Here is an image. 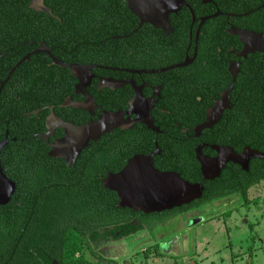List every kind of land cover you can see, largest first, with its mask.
Segmentation results:
<instances>
[{
    "label": "trees",
    "instance_id": "obj_1",
    "mask_svg": "<svg viewBox=\"0 0 264 264\" xmlns=\"http://www.w3.org/2000/svg\"><path fill=\"white\" fill-rule=\"evenodd\" d=\"M31 1L0 0V82L8 78L0 92V142L7 141L0 162L4 175L16 186L10 202L0 206V264H89L83 256L77 257L84 241L98 245L103 240H118L143 230L151 232L175 216L234 195L247 202V192L264 180V159L251 160L247 171L228 164L219 178L203 183L201 199L187 206L147 215L116 208L117 195L105 189L102 180L108 173L121 171L132 157L149 155L155 146L160 150V155L153 159L156 170L174 172L190 184L203 181L195 149L214 141L209 129L202 130L196 139L190 128L193 124L182 123L180 113L174 112L176 101L170 108L161 106V110L152 112L159 133L135 124L130 130H114L91 142L73 167L50 158V149L37 136L46 132L47 107L53 106L61 117L62 112L67 113L64 119L81 114L77 124L91 118L79 110L57 109L67 97L75 100L77 81L69 69L53 65L45 54L31 55L32 52L43 43L51 56L63 63L142 67L139 61L138 66L132 65L130 39L112 40L113 36L127 35L137 21L134 19L133 27L131 12L119 0H44V5L59 21L31 10ZM186 1L197 15H212L217 11L211 5H202L200 0ZM263 4L264 0H224L217 6L222 12L239 16L256 11L251 16L252 23L238 27L260 33L264 32V19H258ZM182 18L190 20L185 8L169 20L175 27L177 19L180 22ZM223 21L212 19L208 23ZM145 36L138 35L140 40ZM28 55L29 60L9 76L10 70ZM182 59L181 55L177 56L175 62L168 61L167 65ZM257 61L251 66L249 63L237 75L231 93L235 115L228 118L227 114L225 120H228L227 128L238 131L243 147L264 153V62L260 57ZM97 73L93 71L94 75ZM171 81L176 79L172 77ZM93 84L87 92L100 107L94 119L102 110L116 112L127 107L130 90L125 100L118 99L116 103L117 97L113 95L97 97L96 82ZM198 104L193 98L189 105ZM200 107L203 112L205 107ZM35 111H39L38 115L32 114ZM191 117L186 120L194 116ZM204 120L198 118L195 124L200 125ZM187 127V133L183 134Z\"/></svg>",
    "mask_w": 264,
    "mask_h": 264
},
{
    "label": "flooded vegetation",
    "instance_id": "obj_2",
    "mask_svg": "<svg viewBox=\"0 0 264 264\" xmlns=\"http://www.w3.org/2000/svg\"><path fill=\"white\" fill-rule=\"evenodd\" d=\"M200 1L202 5H206V6L211 5L214 7V10L216 9L217 11L212 15L209 14L197 15L190 6V4L185 0L186 3L185 7H182L176 14H171L168 16L170 31H163L159 28H155L151 26L150 24L140 25L139 19L136 18L134 15H132L131 20L134 21L133 27L135 25V20L137 21V24L135 25L134 29H131L127 35L113 36L112 40L120 41L122 39H130L129 53H130L132 65L133 67L138 66L136 63L139 61V65H141L142 67L139 66L130 69V68L108 66L106 63L90 64V65L70 63V65L93 67V70L91 71L92 74L94 70L99 71V73L95 75L93 74V78L91 80L90 85L85 88L86 93L93 99L95 104L93 117H91V115L85 110L74 109L71 107H63V104L67 99H70L74 103L81 104L85 102V97L83 95L76 94V86L78 84V81L73 76L72 77L77 81L74 87L75 89L74 97L76 98L75 100H73L71 97H67L61 105L57 106L58 107L57 109L79 110L89 115L91 120H97V118L101 115L102 112H112V111L102 110L101 113L97 115V118L94 119V116H96L95 112L100 110V107L96 105L95 97L90 95L87 92V89L93 86L94 85L93 81H95L97 97L100 96V98L101 97L110 98V95H113V97H117L116 103H118V99L125 100L127 98L126 95L130 90L132 95L127 100V107L125 109H118L116 112L127 111L129 108V102L134 98L135 92H137L138 90L140 92L141 97L145 101H150V100L153 101V106L150 110L151 118L153 111L159 109L161 110V106L165 108L168 107L170 108V105L176 101L178 103V106L174 112L178 111L180 113L181 116L179 120L182 123H185L187 126L193 124V126L190 128L192 129V131H194L196 127L201 126L205 122L207 111L210 110L215 104V102H217L220 99L221 94L232 85V89L229 93L230 108L224 109L218 122L209 129L210 136L214 141V143L211 144L202 143L198 145L197 148L200 147L202 155L209 159H215L217 157V152L216 150H214L215 148H231L236 154H241L242 151L246 148L242 146L243 144V141L241 139L242 137L239 136L237 130H231L230 128H227L228 120H225L227 114H228L227 115L228 118H230L231 116L235 115L234 111H236L234 109V106L232 105V98H231L233 85L235 84V80L234 82H232L231 72L232 71H234V73L236 72V76H235L236 79L237 75H239L241 71L245 67H247L249 63H250L249 66H251V64L257 61L259 57L261 59V62H264V55L255 52L252 54H247L245 57H243V55L241 54L244 49V46L240 43L239 38L232 35L230 32L233 30V28L243 31H249L247 29L239 28L238 25L244 26L249 24V22L252 23L253 19L251 16H253L256 11H250L248 13H244L243 15L239 16V15H234L232 13L222 12L218 9L217 4L220 2L222 3L224 0H216V1L200 0ZM183 8L189 11L190 20H188L187 18L186 19L182 18L180 19L179 22L178 21L179 19H177V21L175 22V27H173L172 24L170 23L169 17L172 15H177L179 12H181ZM225 8L226 7H223V9ZM260 9H264V4L260 7ZM212 19L215 20L224 19V21L213 22L212 24H209L208 21ZM258 19H264V10L261 12ZM144 26L147 27H145V29L142 31ZM146 28H150L152 29V31H146ZM141 34L146 35L143 40H140L141 37L140 38L138 37V35ZM258 34L264 35V32H260V33L258 32ZM180 55L183 57L181 62L176 64L174 63L172 65H167L168 61L175 62L177 56ZM185 62L186 65L183 67L167 70L174 66L181 65ZM173 70H178V72L175 75H167L166 77L160 78L159 75L168 73ZM172 77L176 79V81H171ZM104 80H113L121 83L122 86L115 89L107 88L102 85V81ZM1 83L2 82H0V84ZM3 86L0 87L1 90ZM165 87H169V88L165 89ZM193 98H195L198 101L199 103L198 105L196 106L189 105L190 103H192ZM235 102H237V100H235ZM200 105L205 107L203 112L201 110ZM47 110L49 111V114L45 119V129H46V120L51 115V113L55 114L60 120L64 121L65 123H72L75 126H81L87 123L85 122L83 124H77L78 122L81 121L80 120L81 114H76L71 116L69 119H64L66 118L67 113L64 114L62 112V117H61L60 113L54 112L53 106L47 107ZM35 112L39 113V111H35ZM191 116H194L193 119L187 121L186 118H192ZM202 117H204L205 120L200 125H196L195 121H197L198 118L200 119ZM131 118L136 119L137 117L136 115H131ZM152 120H153V126L158 129V127L154 125L155 122L153 118ZM188 128L189 127H187L185 130H182V133L186 134ZM201 132L198 134V136H196V139L199 138ZM46 133H47V129L44 134H40L37 136L40 139V136H43ZM63 136H64V132L61 129L55 128L52 136H49L46 142L42 141L41 139L40 140L44 142L46 146L49 148V144L62 139ZM156 147L157 146H155V149ZM197 148L195 149V152ZM238 149L241 150L239 153L235 151ZM195 158H196V154H195ZM228 164L230 163H227L226 166ZM197 165L200 170V164L198 163ZM200 174H201V170H200ZM135 213H141V212H135ZM135 223L136 221L134 220L131 224L134 226ZM143 231L150 232L147 230H143ZM117 235L119 237L120 232H118ZM131 236L122 237L118 240H113V239L103 240L100 243L109 242V241L118 242L120 240H125Z\"/></svg>",
    "mask_w": 264,
    "mask_h": 264
},
{
    "label": "water",
    "instance_id": "obj_3",
    "mask_svg": "<svg viewBox=\"0 0 264 264\" xmlns=\"http://www.w3.org/2000/svg\"><path fill=\"white\" fill-rule=\"evenodd\" d=\"M124 2L141 24H150L155 28L163 31H170L168 16L176 14L182 7L186 6L185 0H119ZM29 8L37 13L46 14L52 18V11L44 5V0H32ZM59 21V19H57ZM239 38L240 43L244 46L242 51L243 57L255 52L264 55V35L250 31L234 29L230 32ZM45 54L51 60L53 65L60 68H68L71 75L78 81L76 94L85 97L84 103H74L67 99L63 107L85 110L91 117L95 104L93 99L86 93L93 78L90 66L70 65L53 58L48 48L41 43L39 48L32 52L31 55ZM30 55L24 57L13 69L10 70L9 76L21 64L29 60ZM186 65V62L174 66L170 69H177ZM232 73V82L235 80L236 72ZM8 78L0 84L2 87ZM102 85L107 88L115 89L121 87V83L113 80H104ZM232 85L221 94L220 99L215 102L213 107L207 111L206 120L194 129L196 136L204 130L210 129L218 122L224 109L229 107V93ZM1 91V88H0ZM153 101H145L139 90L135 92L134 98L129 102V108L125 112H102L97 120H90L81 126H75L72 123H65L55 114H52L46 120L47 133L40 136L44 142L49 136H52L54 129H61L64 132L62 139L49 144L48 156L53 159H60L66 163L67 167H72L81 154L91 142L98 141L103 135L114 130L127 131L132 129L135 124H143L153 132H159L153 126V120L150 116V110ZM38 112H34L37 115ZM131 115H136L132 119ZM7 145V141L0 142V154L2 149ZM217 157L209 159L202 155L200 147L197 148L196 160L200 164L203 181L201 183L190 184L184 181L174 172H160L153 166V159L160 154L156 147L150 155H137L129 159L121 171L116 174H107L102 180L105 189L114 192L118 198L116 208H127L134 212L144 214L161 213L171 211L174 208L187 206L202 197L204 190L203 183L219 177L220 172L225 168L227 163H233L247 171L251 160L264 159V153L253 151L245 148L241 154H236L231 148H215ZM16 190L15 183L9 180L3 173L0 162V206L7 205Z\"/></svg>",
    "mask_w": 264,
    "mask_h": 264
},
{
    "label": "rangeland",
    "instance_id": "obj_4",
    "mask_svg": "<svg viewBox=\"0 0 264 264\" xmlns=\"http://www.w3.org/2000/svg\"><path fill=\"white\" fill-rule=\"evenodd\" d=\"M89 264H264V180L118 242L81 243ZM108 261V262H105Z\"/></svg>",
    "mask_w": 264,
    "mask_h": 264
},
{
    "label": "crops",
    "instance_id": "obj_5",
    "mask_svg": "<svg viewBox=\"0 0 264 264\" xmlns=\"http://www.w3.org/2000/svg\"><path fill=\"white\" fill-rule=\"evenodd\" d=\"M172 219H173V218H172ZM172 219H171V220H172ZM167 222H168V221H167ZM163 224H165V223H163ZM161 225H162V224H161Z\"/></svg>",
    "mask_w": 264,
    "mask_h": 264
}]
</instances>
